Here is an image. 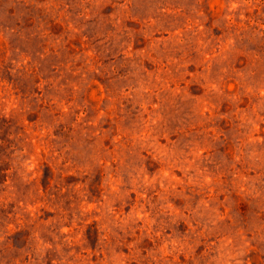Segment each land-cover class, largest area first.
I'll return each mask as SVG.
<instances>
[{"label": "rangeland", "instance_id": "rangeland-1", "mask_svg": "<svg viewBox=\"0 0 264 264\" xmlns=\"http://www.w3.org/2000/svg\"><path fill=\"white\" fill-rule=\"evenodd\" d=\"M0 264H264V0H0Z\"/></svg>", "mask_w": 264, "mask_h": 264}]
</instances>
